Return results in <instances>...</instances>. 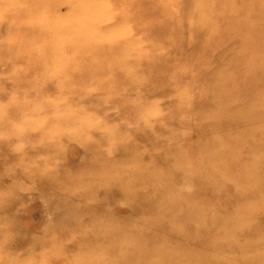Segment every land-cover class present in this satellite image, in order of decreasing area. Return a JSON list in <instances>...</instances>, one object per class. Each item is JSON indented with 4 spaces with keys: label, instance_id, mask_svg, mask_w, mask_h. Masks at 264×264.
I'll list each match as a JSON object with an SVG mask.
<instances>
[{
    "label": "clouds",
    "instance_id": "clouds-1",
    "mask_svg": "<svg viewBox=\"0 0 264 264\" xmlns=\"http://www.w3.org/2000/svg\"><path fill=\"white\" fill-rule=\"evenodd\" d=\"M0 264H264V0H0Z\"/></svg>",
    "mask_w": 264,
    "mask_h": 264
},
{
    "label": "rangeland",
    "instance_id": "rangeland-1",
    "mask_svg": "<svg viewBox=\"0 0 264 264\" xmlns=\"http://www.w3.org/2000/svg\"><path fill=\"white\" fill-rule=\"evenodd\" d=\"M43 216L41 209L37 206L34 208V211L32 212L31 215V220L33 222V226L38 227L40 223L42 222Z\"/></svg>",
    "mask_w": 264,
    "mask_h": 264
}]
</instances>
